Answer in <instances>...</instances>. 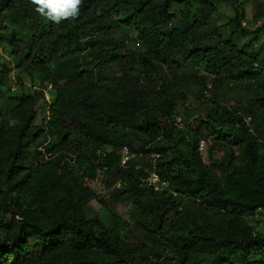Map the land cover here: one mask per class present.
<instances>
[{"label": "trees", "instance_id": "16d2710c", "mask_svg": "<svg viewBox=\"0 0 264 264\" xmlns=\"http://www.w3.org/2000/svg\"><path fill=\"white\" fill-rule=\"evenodd\" d=\"M214 1L235 10L226 37L212 26ZM193 3V23L172 25V5ZM252 5L261 20L264 0ZM244 18L238 0H82L57 24L32 0L0 1V264H264V231L247 220L264 209V42L242 43L252 33ZM117 24L133 28L125 38L136 51L110 34ZM87 54L101 65L95 75L82 69ZM177 54L182 75L168 73ZM201 69L209 102L189 129L177 119L182 79ZM229 94L240 104H223ZM124 145L159 153L169 189L122 167ZM117 183L125 189L107 201L91 188ZM113 200L133 205L130 219ZM131 230L140 244L128 242Z\"/></svg>", "mask_w": 264, "mask_h": 264}, {"label": "rangeland", "instance_id": "374dc122", "mask_svg": "<svg viewBox=\"0 0 264 264\" xmlns=\"http://www.w3.org/2000/svg\"><path fill=\"white\" fill-rule=\"evenodd\" d=\"M1 1V0H0ZM238 2L242 5V9L244 12V20H243V27L245 29L251 31L250 35L242 39V43H249V42H255L257 43L258 47L260 44L264 42V32L256 33L255 31L262 25L260 23L264 22V17L261 18V20H254V9L252 5V0H238ZM214 3L217 6V10L211 15L212 17V26L218 27L219 31L223 36L226 37L227 35V25L231 19L235 16V10L233 6L226 1H214ZM171 12L173 15V19L171 20L172 25L177 26L181 29H185L187 26H189L191 23H193L195 15H198L197 10V4L193 3L192 7H186L180 4H174L171 7ZM116 23L117 18L115 19ZM115 26V25H114ZM112 36H115L118 39H123L127 35L133 34V28L126 30L123 29L119 24H117L110 32ZM257 36V37H256ZM257 39V40H256ZM125 41L129 42V46L131 47L128 53L132 51H136L140 46L135 43L133 40H131L129 37L125 38ZM5 49L2 48L0 45V62H2L6 55L4 52ZM7 50V49H6ZM86 62L84 63L82 69L85 70L87 75H95L98 69L101 67L98 62L93 60L91 58V54H87L86 56ZM174 61V62H172ZM169 70L168 73L172 74L173 72L182 75L184 68H188V64L184 62V58L182 55L177 54L172 57V59L168 62ZM179 66V67H177ZM104 66H102L103 68ZM115 73L117 72L116 69H113ZM200 74H204L203 70L201 69ZM186 78L182 79L183 83H185L189 87V93L188 98L186 99L183 104H178L177 106V115H178V121L183 125L185 128H195L196 122L194 117L203 113L205 109H207V102H209V99L202 98L199 95V90L203 89L205 86L209 88L212 86L211 78H209L206 74H204L203 78L201 76L199 77V74H185ZM14 77V75H13ZM13 89H17V86L14 85V82L12 81ZM228 84L226 81H223L221 85H219V88L222 90V88L227 89V92L229 89L227 88ZM31 89V88H30ZM50 89V87L48 88ZM48 89L44 92L45 98H49V92ZM208 97H211V94L207 95ZM221 102L223 104L229 105V106H237L240 104V102L237 99V96H232L231 94L224 97ZM43 106V102L38 104L37 108L40 110V108ZM190 115V116H188ZM247 122L253 127L254 122L252 119L247 118ZM210 144V141L208 140H201L200 141V149L201 151H204V149ZM92 190L96 193L98 196L97 199L101 200H109L113 198L114 196H117L123 189H125V186L120 185L119 183L115 184L114 186H106L104 184H91ZM118 203V204H116ZM115 213L119 215L120 220H128L130 219L131 213L134 211V207L130 202L127 201H121V200H113L108 201L107 203ZM91 206L95 210L101 211V206L96 201H91ZM103 214V212H102ZM247 220L255 226V230L258 232L264 231V209L257 210L255 213L251 214L247 217ZM141 236L139 232H133L132 230L128 233V242L135 246L140 244Z\"/></svg>", "mask_w": 264, "mask_h": 264}, {"label": "built area", "instance_id": "2783aa9c", "mask_svg": "<svg viewBox=\"0 0 264 264\" xmlns=\"http://www.w3.org/2000/svg\"><path fill=\"white\" fill-rule=\"evenodd\" d=\"M119 163L122 167L134 166L135 169H142L144 176L141 179V185L144 187L152 188L155 192H161L169 189V182L162 179L158 171V159L160 158L159 153H143L134 152L129 146H121L118 149ZM173 196L177 193L170 189Z\"/></svg>", "mask_w": 264, "mask_h": 264}, {"label": "clouds", "instance_id": "9594fccd", "mask_svg": "<svg viewBox=\"0 0 264 264\" xmlns=\"http://www.w3.org/2000/svg\"><path fill=\"white\" fill-rule=\"evenodd\" d=\"M35 11L40 16L54 22L75 18L82 0H32Z\"/></svg>", "mask_w": 264, "mask_h": 264}]
</instances>
